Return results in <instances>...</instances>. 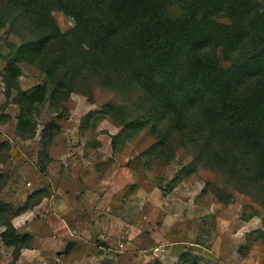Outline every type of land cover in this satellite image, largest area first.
Wrapping results in <instances>:
<instances>
[{
	"label": "rangeland",
	"instance_id": "374dc122",
	"mask_svg": "<svg viewBox=\"0 0 264 264\" xmlns=\"http://www.w3.org/2000/svg\"><path fill=\"white\" fill-rule=\"evenodd\" d=\"M262 66L264 0H0V264H264V157L191 126Z\"/></svg>",
	"mask_w": 264,
	"mask_h": 264
},
{
	"label": "trees",
	"instance_id": "16d2710c",
	"mask_svg": "<svg viewBox=\"0 0 264 264\" xmlns=\"http://www.w3.org/2000/svg\"><path fill=\"white\" fill-rule=\"evenodd\" d=\"M46 22L50 23L51 30L45 40H42L38 45H30L26 46V48L21 49L19 52H25L27 50H36V46H39L40 49L47 50L48 46L51 42H58L61 38L70 37L72 32L77 31V27L72 29L70 32L63 33L60 27L56 24L53 19V16H46ZM104 42H110L105 45L106 49L104 54L109 51L108 48L114 43L115 40L112 37L107 36L106 32L104 35ZM112 43V44H111ZM32 46V47H31ZM101 60L97 61V65L101 66ZM258 60H255V63ZM252 65V64H251ZM264 68V66H262ZM10 75L14 73V70H10ZM16 78L12 81L15 82ZM221 84H219L220 86ZM231 85V84H230ZM257 86L259 90L256 89L257 96L253 97V94L249 92V89L252 87L247 85V88L244 89H231L229 93H220L218 95H213L210 99H207L206 102H203V98L201 99L196 92H190L189 87L184 86L183 89L186 90L185 96L188 98L185 99H196L198 98L197 105L192 107V111L200 116L197 120L198 123H192L191 126L195 127V132L202 133L205 129H202V126H210L212 129L210 133H212L215 138H225L226 141H230L231 143L240 146L241 148H252L253 151H259L264 157V112L254 113L250 102L252 100H258L259 103H264V72H262L261 77L257 80ZM239 88V87H238ZM215 88L211 93L217 91ZM250 93L251 95H248ZM31 101H43L44 97L39 95L36 91L31 92L29 95L25 94V92H21V106H22V114L19 119L18 127L20 131L23 133H27L25 135H32L30 132L31 127L29 121L26 117H24V112L30 106ZM194 105V102L191 101ZM168 106V105H167ZM170 111V110H169ZM167 114L168 110L164 106L160 108L161 113ZM257 115V116H254ZM254 117V120L253 118ZM159 119L160 116H159ZM192 120H187V122H191ZM188 126V125H187ZM31 133V134H30ZM264 169V166L263 168ZM264 179V176L263 178ZM21 212V211H20ZM20 212H12L10 209L5 207H0V224L5 226V230L1 233L0 237L3 241V244L7 247H13V255L15 260L19 258L21 250L23 248H31L32 238L28 235H20L17 232V229L13 223V219L20 215ZM8 213L10 216H8Z\"/></svg>",
	"mask_w": 264,
	"mask_h": 264
}]
</instances>
